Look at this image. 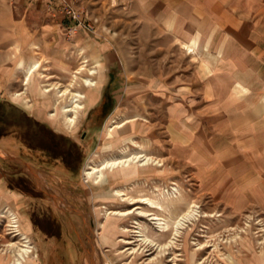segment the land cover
Segmentation results:
<instances>
[{
	"label": "rangeland",
	"instance_id": "1",
	"mask_svg": "<svg viewBox=\"0 0 264 264\" xmlns=\"http://www.w3.org/2000/svg\"><path fill=\"white\" fill-rule=\"evenodd\" d=\"M105 1L104 7L126 8L119 7L123 0ZM4 12L0 6V256L6 264L23 247L31 253L22 264H231L264 251V206L234 212L168 155L170 110L204 103L175 97L194 76L196 57L166 37H146L141 27L136 38L118 39L128 53L112 58L95 49L109 39L90 34L80 45L75 37L45 41L27 56L3 36L14 29ZM121 12L113 18L124 20ZM105 19L100 28H108ZM36 61L40 68L26 85L25 71ZM82 66L97 75L80 73ZM82 78L104 81L92 90L80 85ZM54 85L91 98L71 130L51 107ZM45 88L52 90L44 94ZM132 153L158 163L101 169Z\"/></svg>",
	"mask_w": 264,
	"mask_h": 264
},
{
	"label": "crops",
	"instance_id": "2",
	"mask_svg": "<svg viewBox=\"0 0 264 264\" xmlns=\"http://www.w3.org/2000/svg\"><path fill=\"white\" fill-rule=\"evenodd\" d=\"M104 1L88 4L99 24V36L93 37L109 39L96 46L98 54L108 58L127 54L118 39L136 38L135 28L141 27L149 32L146 37H166L174 47L198 60L193 78L180 85L175 97L200 98L204 103L170 110L174 127L168 134L170 159L189 166L195 181L218 193L225 207L234 212L250 206L261 209L264 0H123L119 7H126L124 12L120 10L124 20L114 19L119 10L111 8L113 2L104 7ZM0 6L5 9L4 22L14 18L13 31H4L3 36L14 42L15 53L30 56L33 48H42L45 41L61 36L75 37L77 45L84 35L89 37L82 29L69 35L70 22L59 14H48L43 1L0 0ZM104 17L108 18V28H100ZM122 21L125 29L118 25ZM0 264H6L1 256ZM231 264H264V251Z\"/></svg>",
	"mask_w": 264,
	"mask_h": 264
},
{
	"label": "bare ground",
	"instance_id": "3",
	"mask_svg": "<svg viewBox=\"0 0 264 264\" xmlns=\"http://www.w3.org/2000/svg\"><path fill=\"white\" fill-rule=\"evenodd\" d=\"M39 68H40V64H39L38 61H36L26 70L25 80H24L26 85H28V83L30 81V77L33 75V73L38 71ZM83 71H86L87 74L90 77H93V76L97 75V73H98L96 70H87V69L84 68V66H82L79 69V72L82 73ZM79 83H80V85H82V87H86V88L92 89V90H96L99 87V84H101L100 81H94V80L89 79V78H82V79H80ZM53 88L55 89L54 91H56V93H55V98L53 99V101L51 103V107L54 110H56L57 112L59 110V115L63 119L64 127L67 128L68 130H71L76 125V122L78 123V121H79L78 119L81 116V112H83V110L85 109V105L83 104V101L85 99L91 100V98L86 97L83 93H81L79 91H71L73 89V87H70V88H72L71 90H69V87H68V89H65V90H57V87L54 85ZM51 90H52L51 88H45V89H43L42 92L44 94L45 93L49 94L51 92ZM21 96L22 95H19V94L16 95L15 94L14 98H21ZM25 102H27V101H25ZM27 106L29 107L28 104H27ZM68 107H71V110H68L67 109ZM43 108H45V107H43ZM69 112H71V114ZM129 122L130 121H126V122H124L122 124L114 126L112 131L122 129V127L126 126V124H128ZM109 132H110V128H109ZM134 163H137L139 167L143 168V167H146L148 165L157 164L158 162H156L155 160L151 159L150 157L143 156L141 153H132V154H128V155H125V156L118 157V158L115 157V158H111V159L106 160L101 165V169L111 170V169H114L116 167H120V166L125 167V166H127L129 164H134ZM89 174L90 173H87V175H89ZM99 178H100V175L97 176V180ZM97 180H95V183H96ZM127 214H118V215L124 216V215H127ZM160 225L161 224H159V226ZM180 225H181L180 223H176L175 224L174 228H175L176 232H177V229H178V227ZM13 228L17 232H19L18 233L19 236H22V235L24 236V234L18 228V225H14L13 224ZM162 229H164V228H162ZM26 240H27V238H26ZM147 242H148V245L151 244L150 241H147ZM30 253H31V251H30L29 247H23L21 249H18L16 251V255H15V258L13 260V264H22V262L24 261L25 257L27 255H29Z\"/></svg>",
	"mask_w": 264,
	"mask_h": 264
},
{
	"label": "built area",
	"instance_id": "4",
	"mask_svg": "<svg viewBox=\"0 0 264 264\" xmlns=\"http://www.w3.org/2000/svg\"><path fill=\"white\" fill-rule=\"evenodd\" d=\"M28 2H45L46 12L50 15L59 14L70 22L68 34H75L82 29L90 35H98L94 23L97 19L91 15L88 4L93 0H27ZM99 36V35H98Z\"/></svg>",
	"mask_w": 264,
	"mask_h": 264
}]
</instances>
